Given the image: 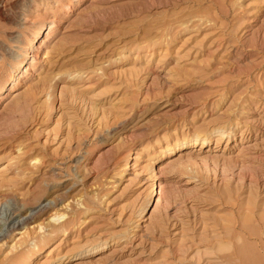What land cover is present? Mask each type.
<instances>
[{"label":"rangeland","instance_id":"374dc122","mask_svg":"<svg viewBox=\"0 0 264 264\" xmlns=\"http://www.w3.org/2000/svg\"><path fill=\"white\" fill-rule=\"evenodd\" d=\"M0 94V264H225L244 224L264 233V0H0ZM56 195L81 224L27 261Z\"/></svg>","mask_w":264,"mask_h":264},{"label":"bare ground","instance_id":"6f19581e","mask_svg":"<svg viewBox=\"0 0 264 264\" xmlns=\"http://www.w3.org/2000/svg\"><path fill=\"white\" fill-rule=\"evenodd\" d=\"M55 30H56L55 26H51L48 30H46V32L45 31L44 32H40L39 34H37L36 36H34L31 39V43H30L31 44L32 51L41 49L42 46H44L49 41H51V39H52V37H53V35L55 33ZM23 38H25V37H23ZM23 38L22 37H18L17 38V42L16 41L15 42L18 43L19 45H22V44L25 45V43H26L27 40H24ZM33 58H34V61L30 62L29 64L26 63V65H23L24 67L23 66H20V67L16 68L13 72L10 73L11 74L9 76L10 78H8V81L6 82L8 84V87H10V88H8V90H9L8 96L10 95V98H11V101L10 102L17 101L18 98H20V96L22 94L19 93L20 90L17 91L18 87L21 85V83L24 80L29 79V75H30L31 72H33L34 70H36L37 65H36L35 59L37 58V54H34ZM33 75L36 78H40L41 73L36 74V72H35V74H33ZM74 77H73V80H74ZM76 77H78V76H76ZM79 80H83V78L80 77ZM7 84H5V85H7ZM4 88H6V86H4ZM64 88H66V87L64 86L62 90H65ZM76 91H77L76 88H72V89L68 90L67 93H69L71 95H76ZM1 95L2 94H0V97H1ZM95 108L96 107L94 106V109ZM95 110H97V109H95ZM232 119L233 118L228 117V124L226 126L222 127V129L220 131V134L218 133L220 139L221 138L223 139L224 136L226 135V133H228V131L225 130V129L227 128L228 125H231V123H233V120ZM210 140H211V135L209 133L202 135V134H199L198 132H196L194 134L193 138H191V139L189 137L187 138L186 136H184V137L183 136L177 137V135H176V137L173 140L168 141L164 146H161V147H159L157 149H154L152 151L151 159H153V156H155L156 159L163 158L164 156H166L168 154H172V153H174L176 151H179L178 149H181V148H184V147H188V148H191V149L192 148H195V147H199V148L200 147H204L205 145H208L209 144ZM180 151H183V150H180ZM180 154H183V153L181 152ZM183 156L184 155H181V157H183ZM188 159L189 158H187V161H188ZM36 160H40V159H37L36 158ZM175 162H176V160H175ZM175 162L174 163L172 162V163L175 164ZM179 162H181V161H179ZM189 162H191V161H189ZM149 163H150V161H149ZM181 164H184V163H180V166H181ZM190 164L192 165V163H190ZM183 166H184L183 169H185L186 171L190 168L189 167L190 166L189 164L187 166H185V164H184ZM193 168H190L191 171L193 170ZM5 170H7V167H5V166H1L0 167V176H1L0 177V188L1 187L3 188V185L2 184H4V178L2 176H4L6 174ZM152 187H154V185ZM60 197H61L60 195L59 196L56 195V196L52 197V199L49 202V205H47L46 207L44 206V208H42L43 210L40 211L41 213L43 211L48 210V209H53V210L57 211V209L59 207H62V209H63L64 212H63V214H60L59 212H56V214H52V216L49 217V220L50 219L54 220V221H52V223L50 221L47 225H44V223L43 224H40L37 227V229H35L36 232L38 230H40L39 231L40 233L37 232V234L38 233L41 234L43 232L44 235L39 236L37 239H35L34 246L30 250H28V252H27V254H28V260L27 261H32L33 258H35L38 254H40L41 250L43 249L42 247L45 246L46 244H48L47 242L52 238V235H55V234L57 235V234H59L61 232H64V234L66 235L68 233V231H70L71 227L72 226L74 227V225L76 226L78 224V222L80 221L78 219V217L74 214L76 211L74 213H71V217H69L70 216V213L69 212L72 211V209L74 210L75 207L73 208L72 206H69V205L68 206H66V205L64 206L63 203H62V199H61L62 197L61 198ZM76 205H78V204H76ZM78 207H79V205L76 208H78ZM76 208H75V210H77ZM69 209H70V211H69ZM143 211H145V209ZM36 215H37V213H36ZM36 215L35 214L34 215H30L29 214L28 216L25 217L24 220H22V221H20V222H18L16 224H14L12 227H10L7 235H1V237H3L4 239H6V238H8V236H10L13 233H15L16 231H18L21 227H23L24 229L26 228V230L28 232V229H29V226H30V225H28V223H30L33 220L34 217L36 218ZM65 217H69V220L67 219L68 221H65V222H63L62 224H59V225H57L56 223H53V222H56L55 219H57V218L58 219L59 218H65ZM262 222H264V219H263ZM244 223H246V222H243V224ZM260 223H261V221H260ZM247 224H244V226L246 225L245 227L244 226L241 227L242 229L245 228L243 230L241 229L243 234L240 235V236L238 235L239 237L237 239H238L240 245H236V244L234 245V243L232 241L231 242L229 241L230 242V245H229L230 247L228 246L229 250H230V248L231 249L232 248H235V249H234V251H232L233 253L231 255H229L228 257H226V258L223 259V261H225V264H231V261H230L231 259H234V261H237L238 264H264V257H262V254H264V233L260 234L261 232L259 233L258 230L256 231V230H254L251 227H247L249 225V224L248 225ZM262 225H264V224L261 223L259 226L262 228ZM0 226H2L1 223H0ZM3 227L4 226H2V228ZM78 227H79V224H78ZM35 231H33V232H35ZM245 234L246 235L248 234V236H250V238L251 237H253V238L254 237L255 238L257 237V239H255V238L254 239L256 240L255 244L257 243L259 245V247H257V248H258V251L260 252V254L253 252L254 251V250L252 251L253 248L251 249L249 246H247V243H246L247 242V238H246ZM25 236H27L26 231H25V233L22 234V237H25ZM53 238H54V236H53ZM253 238H251V239H253ZM55 250H57V249L54 248L51 251L50 255L53 254V252ZM225 250H226V248H225ZM225 250H223L221 248L219 251H225ZM21 258H22L21 259V263H22L23 261H25V257L23 256ZM218 260H221V259L218 258ZM45 262H47V260Z\"/></svg>","mask_w":264,"mask_h":264}]
</instances>
